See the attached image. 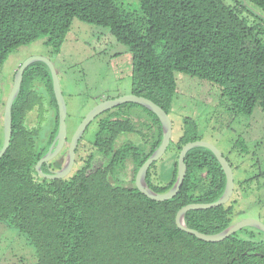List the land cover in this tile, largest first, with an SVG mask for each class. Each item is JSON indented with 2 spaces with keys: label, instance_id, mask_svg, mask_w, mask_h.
Segmentation results:
<instances>
[{
  "label": "trees",
  "instance_id": "obj_1",
  "mask_svg": "<svg viewBox=\"0 0 264 264\" xmlns=\"http://www.w3.org/2000/svg\"><path fill=\"white\" fill-rule=\"evenodd\" d=\"M139 1L142 16L116 0H0V63L15 48L41 36L58 52L76 18L107 28L127 46L132 56L131 92L153 100L168 114L177 88L176 72L216 84L235 113L252 115L257 107L264 113V0H246L250 10L242 0L235 6L224 0ZM242 9L260 22L250 23ZM48 71L42 61L25 69L13 102L10 144L0 157V221L26 234L36 251L33 264H264V232L255 227L208 242L176 224L182 206L213 202L224 191L226 175L210 149L196 146L187 152L184 181L170 199H151L136 185L109 178L126 158L135 168L141 166L162 140L159 118L143 105L120 106H139L150 116L156 133L150 148L148 142L139 147L125 144L122 162L108 151L104 168L91 169L87 164L68 179L40 175L35 164L47 144L38 140L39 123L32 127L27 118L37 108L40 122L45 104L53 106L52 136L57 131L58 105ZM119 123L111 128L103 119L97 142L110 145L121 131L135 128L130 119ZM183 124L178 139L170 141L174 147L170 178L160 182L161 174L155 176L157 161L148 170L146 180L154 191L164 192L173 185L180 149L199 139L193 118L185 117ZM234 144L239 147L240 141ZM252 179H234V192L244 190ZM239 202L232 194L225 204L191 209L185 214L186 224L217 233L234 223ZM242 231L246 237L240 236Z\"/></svg>",
  "mask_w": 264,
  "mask_h": 264
},
{
  "label": "rangeland",
  "instance_id": "obj_2",
  "mask_svg": "<svg viewBox=\"0 0 264 264\" xmlns=\"http://www.w3.org/2000/svg\"><path fill=\"white\" fill-rule=\"evenodd\" d=\"M116 1L128 12L142 16L139 0ZM237 1L224 0L231 6H235ZM246 9L250 10L251 5L246 4ZM246 9H242V15L250 23L254 20L260 22L253 19L254 16ZM252 9L261 15L255 8ZM32 56L45 57L54 65L67 104L66 121L70 130L80 123L96 101L131 92L132 56L127 46L116 41L107 28L75 18L58 52L47 44L46 36H41L15 48L0 63V144L3 136V103L12 88L16 70ZM38 62L41 61L33 64ZM175 76L177 88L169 114L172 121L171 141H176L183 132V119L193 118L198 125L199 140L215 145L233 163L236 182L253 177L249 186L233 193L240 198L232 215L233 221L252 217L264 223V113L259 107L252 115L235 113L230 109L228 100L220 95L216 84L182 72H176ZM36 87L43 94L42 87ZM44 109L42 121L38 122L37 108L27 118V123L32 127L39 123V139L54 127L55 107L49 108L45 104ZM136 109L142 108L137 106ZM96 129L94 120L84 137L91 138L92 133L94 137ZM238 140L240 145L235 147L234 143ZM172 142L156 163L161 174L160 182L171 175ZM240 236L246 237L247 233L242 231ZM36 260L35 247L26 234L0 221V264H33Z\"/></svg>",
  "mask_w": 264,
  "mask_h": 264
},
{
  "label": "water",
  "instance_id": "obj_3",
  "mask_svg": "<svg viewBox=\"0 0 264 264\" xmlns=\"http://www.w3.org/2000/svg\"><path fill=\"white\" fill-rule=\"evenodd\" d=\"M244 4H247L246 0H242ZM264 18V15H263ZM35 61H42L44 62L48 68L50 69L51 72V77H52V85H53V91L54 95L56 98V102L58 105V131L55 136V139L49 148L48 152L45 153L43 156L40 157V159L36 162L35 168L36 170L45 177L48 178H62L67 174L69 171L73 160H74V147L77 143V140L80 138V136L83 134L85 131L86 127L89 125V123L100 113L118 106L123 103L127 102H133L137 103L140 105H143L144 107L148 108L149 110L153 111L157 117L159 118L162 126V140L159 144V146L148 156V158L142 163V165L139 167L136 178H135V185L138 188L140 192L145 194L151 199L158 200V201H163L166 199H170L173 196H175L179 189L182 186V183L184 181L186 171H187V164L185 162V156L187 152L196 146H204L208 149H210L216 158L218 159L219 163L221 164L225 175H226V184L224 191L222 195L215 201L213 202H193V203H188L184 206H182L177 214H176V224L179 228L182 230L194 234L196 237L208 241V242H217L221 241L230 234L234 233L235 231L246 227V226H251L255 227L261 231L264 232V223L260 221L259 219L252 218V217H245L237 222L231 223L229 226H227L225 229L217 232V233H212V234H207L200 232L194 228L189 227L186 224L185 221V214L187 211L191 209H206V208H211L215 206H219L222 204H225L226 202L229 201L231 198L233 192H234V187H235V181H234V173L232 166L228 159L222 154V152L213 144L203 141V140H195V141H189L185 143L182 148L180 149L178 153V169H177V176L176 179L173 183V185L166 191L164 192H157L154 191L147 183L146 180V173L148 168L151 166V164L157 160H159L164 153L166 152L170 141H171V136H172V121L169 116V114L157 103H155L153 100L142 96V95H136L132 92L126 94V95H121L118 97L114 98H108L104 99L98 103H96L82 118L81 122L78 124L72 139H71V146H70V151H69V156L68 160L66 163V166L62 168L61 170H58L54 174H47L42 171L41 165L43 162L48 161L51 159L57 152L59 147L61 146V143L64 141V138L67 133V104L65 97L62 93L61 85H60V80L59 76L55 70L54 65L52 62L41 56H32L27 59H25L18 69L16 70L15 76H14V81L12 88L8 94V97L6 98V101L4 103V108H3V133H4V138H3V143L0 148V157L6 152L11 136H12V107H13V102L15 98L18 96L19 91L21 89V84L23 80V73L25 69L34 63ZM57 142V147L54 151H52V148L54 147L55 143Z\"/></svg>",
  "mask_w": 264,
  "mask_h": 264
},
{
  "label": "flooded vegetation",
  "instance_id": "obj_4",
  "mask_svg": "<svg viewBox=\"0 0 264 264\" xmlns=\"http://www.w3.org/2000/svg\"><path fill=\"white\" fill-rule=\"evenodd\" d=\"M108 98L110 97H104L103 99L96 101L94 105ZM94 105H92V107ZM120 105L112 107L100 113L89 123L90 125L94 120H96L97 129L95 131L94 137H93V133L91 135V138L84 137V134L89 126L88 125L85 131L83 132V134L77 140V143L74 147L73 163L67 174L63 176L62 179H68L72 177L76 173L80 172V170L87 164L90 165L91 169H96L98 167L104 168V162L105 159L108 157L107 156L108 151L112 152V154L115 155V158L119 159L122 162L123 159L121 160V158L123 156L122 154L123 152L121 151V149L124 147L125 144H131L133 146L139 147L140 145H144L145 142H148V147L150 148L152 146V143L154 142V139L156 137V133H155V126L153 127L151 126L150 116L146 113V111L143 108L137 110L136 109L137 106L121 107ZM92 107H90V109ZM103 119H106V121L108 122L111 128H114L116 125H119L120 124L119 122H123L124 120L130 119L135 125V128L132 131H121L117 135L115 140L114 139L112 140V143H110V145L105 146L97 142V134L101 128V123ZM77 126L72 130H70L67 127L66 136L64 138V141L61 143L58 152L51 159L42 163L41 169L43 172L47 174H54L58 170H61L66 166L69 156L70 146H71V139ZM57 131L52 136L53 129H51L48 132H45L46 135L44 134L42 139H38L40 141H43V145L47 144V147L41 156H43L45 153L48 152L49 148L51 147L55 139ZM111 134L113 135L112 131ZM153 135H154V139L152 137ZM3 138H4V133L2 136V142L0 144V148L3 143ZM56 147H57V142L52 148V151H54ZM122 164L123 165L118 168L117 173L110 174L109 178L113 182L135 185L136 174L140 166L138 168H135V165L128 158H126V160H124ZM148 170L146 173V178H147ZM153 170L155 176H156V172L160 173V171L156 168V164Z\"/></svg>",
  "mask_w": 264,
  "mask_h": 264
}]
</instances>
